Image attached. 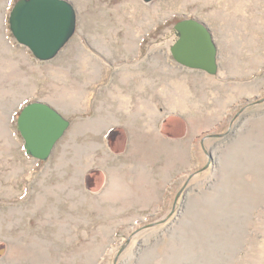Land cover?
Instances as JSON below:
<instances>
[{
	"label": "rangeland",
	"instance_id": "rangeland-1",
	"mask_svg": "<svg viewBox=\"0 0 264 264\" xmlns=\"http://www.w3.org/2000/svg\"><path fill=\"white\" fill-rule=\"evenodd\" d=\"M18 1L0 0V264H264V0H68L77 29L51 61L13 35ZM188 18L216 75L171 53ZM131 96L182 110L168 140L137 118L107 142ZM34 102L70 121L42 161L18 127Z\"/></svg>",
	"mask_w": 264,
	"mask_h": 264
},
{
	"label": "water",
	"instance_id": "water-1",
	"mask_svg": "<svg viewBox=\"0 0 264 264\" xmlns=\"http://www.w3.org/2000/svg\"><path fill=\"white\" fill-rule=\"evenodd\" d=\"M9 20L17 42L40 61L55 59L77 29V12L68 0H20ZM175 30L179 38L171 48L174 59L187 68L216 75L219 48L210 28L202 21L188 18L178 22ZM18 127L26 153L42 161L51 156L70 121L49 104L34 102L21 111Z\"/></svg>",
	"mask_w": 264,
	"mask_h": 264
},
{
	"label": "crops",
	"instance_id": "crops-1",
	"mask_svg": "<svg viewBox=\"0 0 264 264\" xmlns=\"http://www.w3.org/2000/svg\"><path fill=\"white\" fill-rule=\"evenodd\" d=\"M219 48V47H218ZM176 98L179 99V93H175ZM245 96L250 97L252 95L246 94ZM169 102V101H168ZM170 103L165 102H158L155 101L154 98L149 100L147 96L145 98H134L131 96V98H126L125 103L122 102L119 106L116 112H113V120L112 123L109 126L106 127L107 134L104 136L105 139L110 141L112 135L117 131H126L132 129L131 125L133 122H135V119H142L141 121H144L145 123L152 124L153 127L150 129L153 132H156L160 137H158L160 140H168L165 138V132L166 128L169 124H171V121L174 117L177 116V118H180L182 115V110L180 109H173V111L170 109ZM91 102L89 104V110L91 107ZM93 106V105H92ZM174 124L176 125V121L173 119ZM173 124V125H174ZM175 127V126H173ZM119 140V139H118ZM109 145V144H108ZM110 147V146H109Z\"/></svg>",
	"mask_w": 264,
	"mask_h": 264
},
{
	"label": "bare ground",
	"instance_id": "bare-ground-1",
	"mask_svg": "<svg viewBox=\"0 0 264 264\" xmlns=\"http://www.w3.org/2000/svg\"><path fill=\"white\" fill-rule=\"evenodd\" d=\"M86 59V58H85ZM87 60H84V62H83V64L86 66L87 65ZM87 67V66H86ZM84 69H86V68H84Z\"/></svg>",
	"mask_w": 264,
	"mask_h": 264
}]
</instances>
